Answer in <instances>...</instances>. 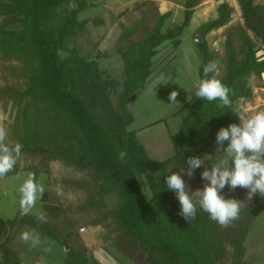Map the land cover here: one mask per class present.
Masks as SVG:
<instances>
[{
  "label": "trees",
  "instance_id": "obj_1",
  "mask_svg": "<svg viewBox=\"0 0 264 264\" xmlns=\"http://www.w3.org/2000/svg\"><path fill=\"white\" fill-rule=\"evenodd\" d=\"M91 1L74 0L75 6L66 9L69 0H0V58L15 61L18 67L12 68L10 74L23 81L22 89L0 86V103L10 104L14 113L8 142L22 144V155L39 158L38 164L31 167L36 180L41 168L52 160L89 175L91 184H84L94 195L89 196L83 209L103 210L94 225L111 218L113 237L108 239L134 264H218L224 249V229L226 242L232 243L236 252L232 264H245V228L263 209L264 196L257 193L227 227L202 209L195 219L185 221L178 214L179 202L175 193L166 188L165 179L170 165L175 166L173 171H181L187 168L188 157H197L194 149L201 132L207 131L216 141L221 127L239 123V107L253 96L247 79L264 75V58L257 56L259 49L249 36L251 33L264 44V4L236 0L242 24L226 33L221 61L224 73L219 79L235 93L230 96L233 107L219 108V101L199 99L193 88L190 98L175 113L181 117L178 132L171 136L175 154L156 161L129 129L134 118L128 105L152 81L158 48L165 42H171L174 49L179 46V37L203 0H184L179 26L162 32L171 13L158 15L141 40L119 47L124 76L121 83L99 68L98 61L104 53L96 49L93 57H86L77 47L88 23L79 20V14L91 7ZM231 13L232 8L223 0L217 6V17L200 25L197 31L208 33L224 27ZM92 22L102 23L98 17ZM143 23L144 18L125 27L118 42L138 33ZM197 47L201 57L197 76L203 78V68L213 60L214 53L204 40ZM239 97H244L245 102L237 105ZM120 152L125 153L123 160L118 158ZM19 172L17 163L4 178ZM44 172L48 174L47 169ZM77 184L82 186L83 182ZM142 184L150 188L152 199L145 198ZM246 191L239 187L232 191L226 186L222 194L240 200ZM109 194L116 199L111 209L104 203ZM41 200L47 212L45 194ZM37 217L28 214L21 218L19 206L12 219L0 220V264H21L18 253L9 245L10 233L16 226L35 229L64 244L61 233L48 223H39ZM236 223L240 228L234 233ZM65 254L64 264H89L83 248L69 245Z\"/></svg>",
  "mask_w": 264,
  "mask_h": 264
},
{
  "label": "rangeland",
  "instance_id": "obj_2",
  "mask_svg": "<svg viewBox=\"0 0 264 264\" xmlns=\"http://www.w3.org/2000/svg\"><path fill=\"white\" fill-rule=\"evenodd\" d=\"M224 1L232 8L229 23L218 30L203 33L202 36L208 50L214 53L212 61L218 63L219 78L224 73L221 61L224 59L226 33L229 29L242 24L237 1ZM183 3L184 0H92L91 7L79 14V20L88 22L84 34L77 40L80 54L93 57L94 51L99 49L100 54L104 53V57L100 56L102 58L98 61L99 68L105 71L110 79L121 83L124 76L123 63L118 53L119 47H126L128 42L141 40L154 26L158 15L171 13L170 18L162 27V32L167 28L179 26L183 21ZM254 3L263 5L264 0H255ZM218 4L219 1L216 0H203L194 9L189 26L179 37V46L174 49L171 42H165L158 48L159 55L155 56L156 67L152 74V81L143 91L137 92L129 103V110L134 118L129 129L136 133L138 141L153 160L163 161L175 154L171 136L178 132L181 123V117L175 113L190 98L194 81L198 79L197 71L201 57L199 48L195 44L197 33H199L197 29L200 25L217 17ZM74 6V0H69L66 9ZM97 17L102 23L93 25L92 19ZM142 18H144V23L138 33L128 40L118 42L122 30ZM249 36L259 49L257 56L264 58V44L254 39L251 33ZM14 67H18L15 61H5L0 58V86L23 88V81L10 74ZM247 81L253 96L249 102L239 107L240 112L251 114L264 110V75L261 78L250 76ZM172 91L179 93L177 96L179 105H169L171 102L168 97ZM112 99L115 102V99ZM13 121L14 113L11 105L0 103V125L6 127L8 134ZM197 140L194 152L197 157L206 159L205 165L195 169L191 178L182 175V179L192 192L197 189L202 190L204 184L207 183L201 179V173L205 167H210L214 163L213 157L210 156H215L217 148L216 141L205 130L200 133ZM38 162L39 158L22 155L17 162L21 172L0 180V220L12 219L15 215L19 207L18 189L27 179L28 174L32 173L31 167L37 165ZM41 169L43 170L37 182L45 187V201L49 208L47 212L43 210L42 205L45 202L40 198L29 214L38 216L45 213L48 217V225L61 233L60 238L64 246L53 238L39 234L40 245L30 247L20 239V234L30 228L16 226L10 233L11 243L9 245L18 253L21 264H64L65 250L69 249V245L79 249L83 248L89 264H134L118 252L114 248L113 241L108 239L109 236L113 237L110 233L114 229L111 218L102 224L94 225V220L102 214L103 210L83 209L90 199L89 196L94 195L90 193L91 188L86 185L91 184L89 175L59 160L48 161L46 168ZM44 169H47L48 174H45ZM77 182H83V185L79 186ZM141 189L146 199L153 198L152 191L147 184H142ZM58 191H62V195H58ZM246 195L247 191L243 192L240 198V201L245 203L243 207L248 204ZM104 203L107 209L113 208L116 203L115 196L107 195L104 197ZM199 209L198 207L197 213ZM247 225L242 262L264 264V206L256 219ZM239 228V223H236L233 228L234 233ZM223 231L221 242L224 249L218 264H232L236 252L233 244L226 242ZM48 248H51L50 252L45 251Z\"/></svg>",
  "mask_w": 264,
  "mask_h": 264
},
{
  "label": "clouds",
  "instance_id": "obj_3",
  "mask_svg": "<svg viewBox=\"0 0 264 264\" xmlns=\"http://www.w3.org/2000/svg\"><path fill=\"white\" fill-rule=\"evenodd\" d=\"M220 70L216 61H210L203 68V78L194 81L195 96L208 102L219 101V108H232L235 95L232 89L219 79ZM177 91L169 94V105H179ZM245 102L244 97H239L236 104ZM239 123L221 127L216 135L217 148L213 157L214 163L205 167L201 179L206 181L203 189L192 192L189 190L182 175L192 177L195 169L205 165L204 157H188L187 169L173 171L174 165L167 169L165 179L166 188L175 193L181 211L178 213L185 221L195 219L197 208L208 213L210 218L221 226H229L232 221L239 218L243 201L235 198H225L222 190L229 187L247 189L246 199L251 202L259 193L264 196V110L251 114H238ZM225 142L227 146L225 147ZM23 145L8 142V132L5 126L0 125V179L12 172L22 155ZM124 152L118 158L123 160ZM45 187L38 183L34 173H29L27 179L18 189L20 216H27L35 207L38 199L42 198ZM62 195V191H58ZM39 223H47L45 213L38 215ZM20 239L30 247H37L41 243L40 235L35 229L23 231ZM51 251V248L45 249Z\"/></svg>",
  "mask_w": 264,
  "mask_h": 264
},
{
  "label": "water",
  "instance_id": "obj_4",
  "mask_svg": "<svg viewBox=\"0 0 264 264\" xmlns=\"http://www.w3.org/2000/svg\"><path fill=\"white\" fill-rule=\"evenodd\" d=\"M221 3H223V0H219V4ZM202 36H203V32L197 33V39L195 40V44L202 43L203 41Z\"/></svg>",
  "mask_w": 264,
  "mask_h": 264
},
{
  "label": "crops",
  "instance_id": "obj_5",
  "mask_svg": "<svg viewBox=\"0 0 264 264\" xmlns=\"http://www.w3.org/2000/svg\"><path fill=\"white\" fill-rule=\"evenodd\" d=\"M128 108H130V104L128 105Z\"/></svg>",
  "mask_w": 264,
  "mask_h": 264
}]
</instances>
